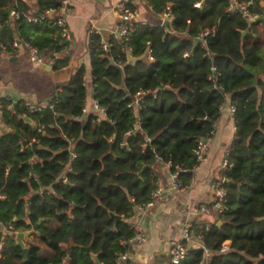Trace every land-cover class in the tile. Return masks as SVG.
Instances as JSON below:
<instances>
[{
	"label": "trees",
	"instance_id": "trees-1",
	"mask_svg": "<svg viewBox=\"0 0 264 264\" xmlns=\"http://www.w3.org/2000/svg\"><path fill=\"white\" fill-rule=\"evenodd\" d=\"M32 1L0 0V44L13 52L16 42L29 43L53 57L65 45L55 19L29 23L22 15L43 14L61 0ZM229 1L151 0L159 13L170 6L171 31L134 22L124 51L112 38L102 51L100 35L90 33L93 94L104 118L82 113L83 65L38 111L28 112L23 102L15 111L0 100L8 128H0V223L35 232L25 256L13 236L0 233V264H94L86 247L101 264H115L129 251V219L158 185L154 164L170 162L171 173L175 166L187 169L177 177L188 187L196 141L209 134L226 99L235 108L221 183L227 209L210 224H193L207 255L193 247L179 264H264V25L227 12ZM253 1L252 11L264 18L262 0ZM11 8L22 15L12 19ZM127 51L143 58L130 64ZM65 64L61 55L52 68ZM211 64L222 90L208 79ZM140 91L146 94L137 107L132 102ZM226 241L229 250L220 252Z\"/></svg>",
	"mask_w": 264,
	"mask_h": 264
},
{
	"label": "crops",
	"instance_id": "crops-1",
	"mask_svg": "<svg viewBox=\"0 0 264 264\" xmlns=\"http://www.w3.org/2000/svg\"><path fill=\"white\" fill-rule=\"evenodd\" d=\"M25 1L30 6H34L32 0ZM120 1L69 0L71 14L67 17V26L71 33V42L66 54V64L59 68L31 61L22 42H16L17 46L13 52H7L0 44L2 47L0 51V100L6 99L8 108L10 105L13 108V105L18 102L46 105L54 89L59 84L68 81L75 70L83 65L86 70L84 82L87 114L94 112L89 99L92 85L87 49L89 28L98 29L100 38L109 41L111 32L121 23L117 12V5ZM132 4L135 9L134 22L162 25L163 19L160 13L153 9L151 0H133ZM260 5L264 6V0L260 1ZM263 19L261 17L260 20ZM260 25L264 24L261 22ZM219 113L214 123V132L207 142L205 159L192 172L191 183L188 187L167 192L171 185L169 165L161 161L154 164V168L159 174L157 183L160 185L161 195L152 207L146 211L137 208L129 219V222H139L146 235V240L133 241L129 244L128 264H168L170 243L181 237L186 220L192 226L193 224H203L199 218L204 215H207L209 219L205 224L215 221L218 214L212 200L216 193L217 183L223 180V172L226 168L223 161L235 135V124L230 113L228 99L222 104ZM0 128L2 131L8 129L2 122L1 116ZM187 205L205 206L208 211L187 215ZM3 227L0 223V233H2ZM34 233L33 231L24 240L25 246L27 242H31ZM195 244L196 247L202 246L198 238H195ZM224 244L229 245V241ZM39 245L45 252H48L45 245ZM204 255H207V252H204ZM64 264H67L66 260Z\"/></svg>",
	"mask_w": 264,
	"mask_h": 264
},
{
	"label": "built area",
	"instance_id": "built-area-1",
	"mask_svg": "<svg viewBox=\"0 0 264 264\" xmlns=\"http://www.w3.org/2000/svg\"><path fill=\"white\" fill-rule=\"evenodd\" d=\"M133 0H121L117 5V12L121 19V23L118 25V27L111 32V38L115 40H120L123 42L122 50H126L128 47V42L131 39V33L134 30L133 24H134V18H135V9L132 8ZM199 3H196L195 6L199 7ZM254 5L253 0H230L229 4L227 6V12L229 13H238L244 18L250 20H255L258 15L252 11V7ZM71 14V7L69 4V0H61V4L58 8H49L47 9L43 14L40 15H31V14H21L19 11H17L15 8H11L9 15L12 19H18L21 15L25 18V20L29 23H37L40 20H44L47 16L53 17L54 23L59 29L60 38L65 42V45L59 50L53 53V57L45 58L36 47L29 43H25V46L27 48V51L29 53V59L33 62L37 63H44L45 65L52 67L54 65L55 58L60 57L61 55H66L68 52V48L71 42V33L67 26V17ZM161 18L163 21L165 19H168L169 21L172 20L173 14L170 10V6L167 5L163 11L160 13ZM94 33L99 35V31L96 28L90 27L89 28V34ZM209 31L203 32V36L207 35ZM111 46L110 41H104L100 40V49L102 51H107L109 47ZM208 58H210V54H206ZM220 76V73L217 71V68L214 64L210 65V74L208 75L209 81L212 83V85L219 90H222V86H220L217 83V79ZM85 84V82H84ZM90 96L89 99L92 103L94 113L97 115V119L104 118L106 116L105 109L99 105L96 98H94L93 94V84L91 85L90 89ZM146 94L145 91L138 92L133 97L132 104L139 107V101L142 99V97ZM87 96L86 100L84 102V106L82 109V113L87 114ZM24 106L28 112H34L38 111L43 107H46V105L42 104H32L29 102H25ZM222 106V105H221ZM220 106V108H221ZM52 107V105H50ZM10 109H13L12 106H9ZM219 108V110H220ZM1 109V105H0ZM235 108L233 105H230V113L233 116L234 115ZM80 116L75 117V119H79ZM215 123V122H214ZM214 123L212 126V129L210 130L209 134L205 137H200L196 141V147H195V154H196V163L192 167V171H194L198 165L205 159V151L207 148V142L208 139L211 137V135L214 132ZM135 130V128H134ZM134 130H130L128 133L134 132ZM71 157H75V153L71 152ZM167 164L170 167V162H167ZM224 167H227V161L224 159L223 161ZM179 171H187V169L179 168L178 166H175V171L170 174L171 178V184L174 189H180L182 188L180 181L178 180V172ZM65 178L62 179V182H65ZM222 180L219 181L216 185V193L212 200L213 206L216 208L217 214L223 213L227 209L226 206V191L221 187ZM161 195V188L158 184L155 189H153L150 193V199L138 207L141 211H146L150 207L153 206V204L156 202V200ZM208 208L205 206L200 205H187L186 207V213L187 215L189 213L191 214H200L203 212H207ZM130 228L134 231L133 236L128 240V243L130 244L133 241H145L146 235L144 231L142 230L141 225L139 222H129ZM18 230H15L12 226V224H8L3 227V235L9 234L15 238V235L18 233ZM195 238L193 236V230L191 223L186 220L183 225L181 237L179 239L172 240L170 243L169 248V260L168 264H179L188 254L189 250L193 247H196L195 244ZM3 247V241H0V253ZM201 248L204 250V252H207V249L202 245ZM229 250V245L223 244L221 248L219 249L220 252H224ZM128 258H129V251L124 250L117 256L115 260V264H128ZM65 260H63L60 264H64Z\"/></svg>",
	"mask_w": 264,
	"mask_h": 264
},
{
	"label": "water",
	"instance_id": "water-1",
	"mask_svg": "<svg viewBox=\"0 0 264 264\" xmlns=\"http://www.w3.org/2000/svg\"><path fill=\"white\" fill-rule=\"evenodd\" d=\"M261 17H257L255 20H250L249 22L250 23H253L255 21H258L260 20ZM170 21L168 19H165L163 22H162V26L165 27L167 30L171 31V25H170ZM244 33H246V31H244ZM243 33V34H244ZM2 50V47L0 46V51ZM126 56H127V62L132 64L134 63L135 61L137 60H140L143 58V56H140V57H134L131 55V53L129 51L126 52ZM13 108L14 110L16 111V104L13 105ZM24 120L27 121V122H31V119L28 118V117H24ZM71 120V119H69ZM149 143V141H148ZM174 188L172 186V184L170 185L169 189L167 192H170L172 191ZM110 215L112 217L115 218L116 221H119L121 220V217L113 212H110ZM33 233V230H27V231H19L16 235H15V241L18 245L21 246L22 248V255L25 256L26 252H27V247L25 246V242L24 240H26L28 238V236H30L31 234ZM86 250L87 252L90 254L91 258L93 259V262L94 264H100L99 260H98V257L96 254H93L90 252V249L89 247H86Z\"/></svg>",
	"mask_w": 264,
	"mask_h": 264
},
{
	"label": "rangeland",
	"instance_id": "rangeland-1",
	"mask_svg": "<svg viewBox=\"0 0 264 264\" xmlns=\"http://www.w3.org/2000/svg\"><path fill=\"white\" fill-rule=\"evenodd\" d=\"M262 24H264V19L262 20ZM263 33H264V30H263ZM22 45H23L24 49L27 50L26 46H25L24 44H22ZM208 220H209V219L207 218V215H204V217L199 218V221H200L201 223H206V221H208Z\"/></svg>",
	"mask_w": 264,
	"mask_h": 264
}]
</instances>
